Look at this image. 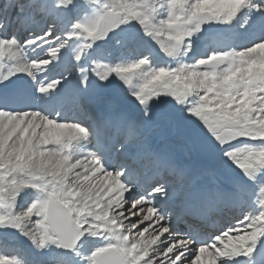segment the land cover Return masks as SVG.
<instances>
[{
    "label": "snow or ice",
    "instance_id": "6c2138e0",
    "mask_svg": "<svg viewBox=\"0 0 264 264\" xmlns=\"http://www.w3.org/2000/svg\"><path fill=\"white\" fill-rule=\"evenodd\" d=\"M90 2L83 0L84 5ZM82 7L76 0L0 4V58L16 61L6 72L0 71V198L9 207L0 214V246L8 244V234L19 232L38 253L58 250L38 255L33 264H200L209 248L214 251L207 264H228L252 255L264 239V37L239 49H226L223 40L214 39L205 49L207 54L196 58L189 53L193 36L204 25L229 24L245 8L264 15V0H105L95 20L75 21L65 31L64 13L78 14ZM33 18L36 22L21 43L23 33L17 27ZM45 19L51 22L41 31L37 26ZM137 25L167 57H189L188 61L153 67L147 50L132 61L79 65L82 54L96 41L132 50L134 40L126 32ZM72 39L84 41L74 58L79 69L76 81L65 76L40 82L39 96L13 81L23 73L35 82L34 73L43 71ZM36 49L40 54L28 60L25 52ZM67 71L73 75L71 69ZM93 75L100 84L115 78L127 86L138 117L131 119L125 111L112 109L116 99L98 89ZM65 84L69 90L62 103L72 106V121L59 110L50 117L34 107ZM97 106L111 115H101ZM169 109L179 110L196 128L178 135L179 122ZM158 129L180 136L190 153L206 155L218 149L239 169L227 191L186 194L181 211L205 220L208 205L218 213L233 214L255 204L254 212L243 213L244 220L228 231L218 229L222 234L215 235L211 244L201 242L195 232L175 231L173 221L179 211L162 214L156 205L157 198L177 195L171 181L162 173L147 180L139 176V169L152 160L163 161L178 178L187 174L170 153L154 144L152 134ZM76 141L94 143L97 151L74 157L70 149ZM141 181L151 188L149 198L134 194ZM27 189L35 192V198L16 210ZM126 204L129 211L138 208L147 213L141 223L154 219L155 226L150 223L140 230L136 222L125 224ZM88 237H102L105 243L82 255ZM0 264L22 262L0 254Z\"/></svg>",
    "mask_w": 264,
    "mask_h": 264
},
{
    "label": "bare ground",
    "instance_id": "6f19581e",
    "mask_svg": "<svg viewBox=\"0 0 264 264\" xmlns=\"http://www.w3.org/2000/svg\"><path fill=\"white\" fill-rule=\"evenodd\" d=\"M91 2H95V0H91ZM49 3H52V0ZM241 18H243L242 22L240 21ZM63 19L67 22V27L65 28V31H67L68 28L71 27V23H70L71 18H70L68 13H64ZM240 22L243 24V29H241L239 27ZM262 24H264V15L259 13L257 10H253V9L250 10L248 8L242 9L241 12L237 15L236 18H234V20L231 23L226 24V25H221V29L219 30V32L217 34L210 35V36H203L200 38L199 42H196V43L192 42V47H194L195 51L192 48L193 53L190 55V57H195L196 56L195 54H197L198 56H201L202 53L207 54V53H205V49L208 48L209 45H211V43L214 39L223 40L226 44V49L227 48H233V47L239 46V45H247V44H250L256 40H259L260 38H262V35L264 33V30H262ZM37 27L41 30L40 26H37ZM21 29H23V30L26 29V32L23 34V37H22V38H24L27 31H28V25H24L23 27H21ZM57 31H59V27H58ZM137 38L142 39V37H140V36H138ZM142 40L145 41V39H142ZM146 43H149V41H146L143 43L140 42V43L136 44V47L134 49H137V51H140L141 49L147 48ZM82 46H83L82 43L78 39H72L71 45H70V53L68 54V56H66L65 63L70 64L72 61H75V59H74L75 55L77 54V52L80 51ZM37 54H40V49H36L35 51L27 50L25 52V56L28 60L33 59ZM98 60L100 62H102L101 59H98ZM14 63H16V61L10 57L8 60H5V63L0 62V71L6 72L8 70V68L11 67ZM51 72L52 71H50L49 73L51 74ZM34 74L36 77L35 82H33V80L29 76H26V77L19 76V74H17L15 76L16 78L14 77L15 80H13V81L16 84L22 85L25 88L31 90V92L34 95L39 96V93L36 92V84H38L40 82H43L46 84L49 81H52L54 77H50L51 75H48V74L42 75V71H36ZM70 78L72 79L71 82H74L77 80V77L71 76ZM91 79H92V81L95 82V84L97 86H99L100 83L94 75L91 77ZM68 90H69V86H68V84H65L62 88L56 89L55 92H51V93L47 94L34 107H40V106L47 107L49 110H48V112H45L44 114L52 117L51 112L53 111L52 109L54 107L59 108L61 110H66L68 103H62V100H63L64 96L67 94ZM118 95L120 96L119 93H118ZM120 109L125 111L129 118H131V119L136 118L134 116L137 113L136 109L133 110L129 106H121ZM97 111L105 117L111 115V112L109 110H107L106 108L97 107ZM169 111H171L173 113L174 109H169ZM65 117H66V115H65ZM194 129H195V127H193V126L184 127V126L180 125V131H179L178 135H180V136L184 135L185 133L190 132ZM155 134L156 133H154L152 135L154 144H156L157 146L163 148L165 151L170 153L180 166L185 167L187 169V174L183 177H180V179L183 181L185 180V181H188L191 183V184L189 183L190 189L188 191L193 190L194 188L197 191H200V190H203L205 187H208L207 191H216L217 189L223 191V189H221V186L230 185V181L234 177L239 175V169L235 168V166H233L230 162H227L222 157V154L217 150H213V151L208 152L209 158H206V160L202 159L201 161L198 162L197 161L198 157H194V159L192 161V157L189 156V158L186 161L184 160L185 162H182L179 160V158L176 157V155H174V152L172 151V149H174V148L172 146L173 144L171 143V141L174 140V138L170 142L160 143V142H158L157 139L154 138ZM178 135H175V137H178L180 140L184 141ZM182 141H178L176 143L177 144V146H176L177 150L176 151H177V155H181V156L183 155L184 156L186 153H188V150L185 147V142H182ZM78 147H80L81 150L79 148H76V146L74 145V142H73L71 149H70L73 156H76V155L79 156L82 152H85V151H92L88 148L89 143L85 142V141H83L82 143L80 142V145ZM159 162H160L161 169H165V175L167 173V176H169V178L176 179V180L179 179L178 177L171 174V169H168L163 161L159 160ZM126 195H127V193H126ZM175 199H177V195L173 199H167V202L173 201ZM161 200H162L161 198H158L157 201H161ZM254 209H256V205H255ZM134 210L136 213L134 215L136 217V219L142 218V216L145 214V212H141L138 208L134 209ZM150 223L153 224V226H155L154 225V219H153V221H143V226H145V225L149 226ZM151 230L152 229L149 228V231H151ZM179 234L182 235L181 233H179ZM230 234L234 235L235 233L233 232ZM89 239H91V237L90 238L88 237L83 242V244L86 243L87 241H89ZM7 240H8V244L4 245V247L6 246V247L12 248V247L16 246V244L10 243L9 239H7ZM225 242H227V241L225 240ZM217 244L220 247L223 246L222 244H220L219 241H217ZM86 245H88V244H85V246ZM213 251H214L213 249L209 248L208 253H205L201 257L200 264H207V262L211 259V256L209 255V253H212ZM228 263H230V261Z\"/></svg>",
    "mask_w": 264,
    "mask_h": 264
},
{
    "label": "rangeland",
    "instance_id": "374dc122",
    "mask_svg": "<svg viewBox=\"0 0 264 264\" xmlns=\"http://www.w3.org/2000/svg\"><path fill=\"white\" fill-rule=\"evenodd\" d=\"M50 1L51 0H49V2ZM5 2H7V0H0V4H3ZM103 2H105V0H101V3L90 2L86 5H84L83 0H76V3L78 5H83V7H82V10L78 14L74 11H71V10L66 12L69 14V16L71 18L70 19L71 25L75 21L84 22V21L95 20L98 17V15L102 12ZM253 10H255V9H253ZM240 21L242 22L243 18H241ZM35 22H36V18L31 19V25H33ZM50 22L51 21L49 19H45V20L40 21L38 26H42V31L47 30L48 24ZM221 25H225V24H219L220 29H221ZM239 27L241 29H243V24L241 23L239 25ZM17 31H19V27H17ZM126 35H128L129 37H131L134 40V45H133L132 50H129L128 48H125V47L121 46L120 44H114L113 42H105L104 40H100V42L96 41L93 43V46L90 49H88L85 53L82 54V59H81V61H79V65L83 66V67H87L92 63V61L98 60L99 58H101V61L105 62V63L127 62V61L136 60L139 58V55H143L145 52V51H142L138 55V53H136V51L134 49L136 47V44H138L140 42L143 43L146 41H149V43H146V47L148 50H151V59H152V66L153 67L164 66L163 62H166L168 65L175 67V66H177V63L179 61L187 62L189 59V57H181V56H178L175 58L167 57L165 54H163L162 50L159 49L158 45H155V43L152 42L150 40V38L145 36V34L139 29L138 25L135 28L129 27L127 29ZM138 36L142 37V39H145V41L142 39H138L137 38ZM26 37H27V35H26ZM200 38H201V36L199 35V33H197L193 36L192 42H194V43L199 42ZM78 40L82 43V45L84 44V41H82L80 39H78ZM70 45H71V40H69L66 43L65 47L61 49V51L58 53L57 58L55 60H53L42 71V75L43 74L44 75H47V74L48 75H59V77L67 76V79L69 82L72 81V79L70 78L71 76L77 77L76 75L79 74V69H75L77 66L76 61H72L70 63V65L66 68V65H68V64L65 63V58L70 53ZM192 48L194 49V47H192ZM193 49L189 53V56L193 53ZM236 49H239V48H236ZM194 51H195V49H194ZM8 59H9V57L0 58V62L5 63V60H8ZM63 69H64L63 76H61L60 72ZM68 69H71L73 71V75L68 76V71H67ZM50 71H52L51 74L49 73ZM19 76L26 77L27 75L20 73ZM15 78L13 77L12 79L15 80ZM53 80H54V78H53ZM138 82H139L138 80L133 81L134 84H136ZM98 89L100 91H102L104 95L116 99V102L112 105V109H119V108H121V106H129L133 110L136 109V111H137L136 114H137V116L139 115V110H138L135 102L128 95L127 86L123 85L122 82L119 81L118 79L113 78L111 83L99 84ZM118 93L120 94V96L118 95ZM97 107L105 108L103 106H97ZM136 114H135V116H136ZM172 114L176 116L180 125H182L184 127L193 126L196 128L195 123L190 121V120L185 119L183 117V114L180 113L179 110L174 109V112ZM67 120L72 121L73 115H70ZM154 133H156L154 135V138L157 139L158 142H161V143L167 142V141L170 142L174 138V140L171 141V142H173L172 146L174 148L172 150L175 152V154H177V151H176L177 150V148H176L177 144L176 143L178 141H182V140H180L178 137H175L176 134L174 132H170L166 129H158ZM80 142L82 143L83 141H76V142H74V145L76 146V148H79L81 150V148L78 147L80 145ZM182 142H185V141H182ZM217 151H219V150L217 149ZM76 156H78V155H76ZM189 156L192 157V161H193L194 153H190L189 151L184 156L178 155V158L181 159L182 161H184V160L186 161L189 158ZM202 156L205 158H209L208 153L206 155H202ZM169 179H172V178H169ZM170 181H171L172 186L174 188V186L176 184L175 183L176 180H170ZM184 185H185V182L180 183V187H182ZM35 195L36 194L32 189H27L25 191V193L22 194L21 198L18 199L16 205L14 206L16 208V210H19V207L24 204L25 200H28L30 202L32 199H34ZM129 208H130V206L126 204L125 208H124V216H125L124 222H125V224H127L129 222H136L137 226H138V228H140V230H143L144 227H148L146 225L143 226V223L140 222V218L136 219V217L134 215H132V213H135V210L131 209V211H129ZM8 211H9L8 202L6 200H4L3 198H0V214H5ZM146 214L147 213H145L144 215H146ZM135 231L136 230L133 229V234H135ZM240 234L243 235V232H241ZM145 235L147 236V233ZM6 238L9 239L10 243L16 244V246H15L16 248L15 247L10 248V247L5 246L8 249H12V251H7V249H5V248L3 249L0 246V254L8 255V256H14V257L18 258L22 262V264H33L34 258L37 257L38 255L39 256H47V255H50L53 251H58L57 249H55L53 247V248L45 249L42 252L38 253L37 250L31 245V243L26 238H24L19 232L10 233L7 235ZM91 239H89L90 242L87 241L86 243L82 244V247L80 249L82 255H87L89 252H91V250L94 247L103 245L105 243V240L102 237H91ZM85 244H88V245L85 246ZM2 247H4V246H2ZM15 250H18V252Z\"/></svg>",
    "mask_w": 264,
    "mask_h": 264
},
{
    "label": "water",
    "instance_id": "95a60500",
    "mask_svg": "<svg viewBox=\"0 0 264 264\" xmlns=\"http://www.w3.org/2000/svg\"><path fill=\"white\" fill-rule=\"evenodd\" d=\"M204 30L200 33L202 35H211L215 32H217L218 28H217V24L216 23H209L203 26ZM197 161H201L202 159L197 156Z\"/></svg>",
    "mask_w": 264,
    "mask_h": 264
}]
</instances>
